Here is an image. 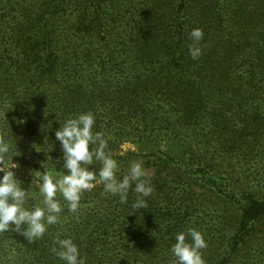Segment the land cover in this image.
Listing matches in <instances>:
<instances>
[{"label": "rangeland", "instance_id": "374dc122", "mask_svg": "<svg viewBox=\"0 0 264 264\" xmlns=\"http://www.w3.org/2000/svg\"><path fill=\"white\" fill-rule=\"evenodd\" d=\"M185 3L183 0H0V136L12 144L10 154L18 156L13 158L20 164L16 178L25 190L33 181L30 190L39 192L38 178L35 174L31 176L30 170L42 172L45 164L56 166L57 159L61 160L57 166L63 170L62 150L55 131L71 118L74 108L69 111V104L63 116L51 109L57 96L64 98L67 91L79 85L73 79L79 67H73L68 60L86 42L75 30L82 5L88 7V12L96 9L102 19L120 20L116 33L121 31V24L134 21L142 9L143 15L147 13L162 28L163 35L169 31L174 35L186 18L182 14ZM149 70L157 79L175 72ZM93 75H98V71ZM232 77L231 84L248 88L242 71H235ZM94 88L98 86L86 87ZM253 91L252 96L244 92L237 97L228 95L222 102L207 99L197 104L190 102L195 109L206 108L208 115L202 116L195 110L194 118L188 119L177 113L178 104L152 100L144 105V118L132 121V128H121L125 134L109 129L105 121L94 125V132L111 137L106 151L118 162V178L128 173L133 162H143L154 189L145 198L147 208L131 207L137 196L134 191H129L128 202L122 204L118 195L104 191L103 184L83 193V207L78 213L70 212L67 202L58 196L63 207L60 222L49 226L39 240L55 239L61 235L58 231L69 229L67 238L75 239V243L83 241V255L90 262L172 264L175 257L171 246L177 233L194 228L207 242V247L201 250L205 264L222 261L264 264V214L250 225L241 222L250 199L264 201V159L249 156L248 131L242 125L251 109L264 117L262 95L257 88ZM80 111L91 112L95 118L103 113L100 103L94 102ZM21 119L25 123L19 124ZM232 124L235 130L231 129ZM234 134L238 139L233 138ZM45 146L54 148L52 159L43 158L41 151ZM230 149L235 153L226 156ZM45 161L48 163L42 168ZM41 200L37 195L36 199L28 200L26 207L40 204ZM79 227L83 229L75 231ZM3 236L4 233L0 234V238Z\"/></svg>", "mask_w": 264, "mask_h": 264}, {"label": "trees", "instance_id": "16d2710c", "mask_svg": "<svg viewBox=\"0 0 264 264\" xmlns=\"http://www.w3.org/2000/svg\"><path fill=\"white\" fill-rule=\"evenodd\" d=\"M183 1L186 3L182 14L186 18L174 35L171 31L163 35L162 28L147 13L143 15L142 9L134 21L121 24V31L116 33L120 20L102 19L96 9L88 12V7L82 5L75 30L86 42L68 60L73 67H79L73 77L79 85L67 91L64 98L57 96L51 111L63 116L70 104L69 111L74 108L71 118H76L88 113L80 111L87 103H100L103 113L95 119V126L105 121L109 129L122 132V127L132 128V121L145 117L144 105L152 100L178 104L177 113H183L187 119L194 118L195 110L202 116L208 115L206 108L195 109L189 104L203 99L222 102L228 95L237 97L243 92L252 96L257 88L264 102V0ZM195 28L202 29L204 35L197 45L202 55L193 60L189 54L193 43L189 34ZM149 69L175 72L159 80ZM95 71L98 75H93ZM235 71L245 74L246 90L238 83H230ZM110 72L113 74L108 75ZM88 85L98 88L87 90ZM242 125L248 131L249 156L264 159V117L251 109ZM231 129L235 130L234 124ZM233 138L238 139L235 134ZM53 151L54 148L45 146L41 151L43 158L51 157ZM229 153L233 155L235 151L230 149L226 156ZM44 169L54 171L55 165L45 164ZM263 214L264 201L250 199L241 217L242 225H250ZM68 230L58 231L61 238L68 237ZM53 240L29 243L16 233L6 232L0 238V264H64L51 251ZM76 244L83 255V241ZM87 264L104 263L87 259Z\"/></svg>", "mask_w": 264, "mask_h": 264}, {"label": "clouds", "instance_id": "9594fccd", "mask_svg": "<svg viewBox=\"0 0 264 264\" xmlns=\"http://www.w3.org/2000/svg\"><path fill=\"white\" fill-rule=\"evenodd\" d=\"M189 35L193 41L189 54L196 60L202 55V49L197 45L204 34L202 29L195 28ZM95 119L94 114L88 112L65 120L63 125L58 123L55 139L61 146L63 170H56L60 159L56 160L59 163L54 171L45 170L42 167L45 162L41 163L42 172L30 170V175L35 174L38 178V194L30 190L33 181L25 190L16 178L20 164L14 162L13 158L18 156L10 154L12 144L0 136V234L11 231L33 243L43 238L49 226L60 222L63 207L58 196L67 202L70 212L78 213L83 207V193L101 184L106 193L118 195L122 204L128 202L129 191H134L137 196L131 207L134 210L147 208L145 198L150 197L154 189L143 162H133L128 173L118 178V162L106 151L111 137L106 138L103 132L93 131ZM18 123L25 121L21 119ZM97 163L99 168L95 167ZM37 195L42 197L40 204L26 207L28 200L36 199ZM175 241L171 246V253L175 257L172 264H205L201 250L207 247V242L201 232L189 228L187 233H177ZM51 251L64 264H87V257L81 255L80 247L71 237L61 238L58 234Z\"/></svg>", "mask_w": 264, "mask_h": 264}]
</instances>
